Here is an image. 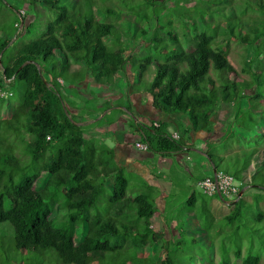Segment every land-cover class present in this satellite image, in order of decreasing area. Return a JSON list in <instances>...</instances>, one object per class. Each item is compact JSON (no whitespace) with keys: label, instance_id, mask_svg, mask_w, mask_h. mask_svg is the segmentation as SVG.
I'll list each match as a JSON object with an SVG mask.
<instances>
[{"label":"trees","instance_id":"obj_1","mask_svg":"<svg viewBox=\"0 0 264 264\" xmlns=\"http://www.w3.org/2000/svg\"><path fill=\"white\" fill-rule=\"evenodd\" d=\"M19 1L33 19L21 28L15 22V32L30 35L36 30L40 35L23 43L7 60L4 56L11 38L0 37V79L8 80V88L15 82L24 84L22 97L11 108L10 116L0 118V223L8 224L5 227L12 232L16 249L28 252L52 250L63 264H91L94 261L97 264H132L130 250L136 252L157 241H162L161 249H165L160 264H174L173 253L165 244L174 243L178 248L182 237L172 241L166 238L169 232L151 227L156 207L150 191L143 189L146 185L139 178L134 184L141 189L130 193L133 183L124 167L114 164L112 151L96 143L94 138L85 139L83 126L65 105L58 78L63 81L73 79L72 83H77L88 75L87 78L100 84H112L116 75L124 72L132 61V55L127 54L131 49L129 22L119 21L123 12H130L128 14L141 23L149 24L147 29L142 25L137 30L134 28L133 37L137 38V33L141 37L149 34V48L158 52V56H165L163 61H155L153 79L146 89L152 108L164 114L183 112L190 121L188 127L180 130L178 138L167 132L164 121L157 125L133 123L132 128L143 133L148 150L162 155L183 151L190 131H213L212 114L221 103H231L233 107L229 122L231 130L223 135V140L242 132L244 138L256 133L257 141L264 142V126L257 132L260 124L249 114L262 96L264 71L255 72L250 62L248 71L252 79L248 86L253 85L255 90L249 95L244 93L247 85L237 83L230 76L235 75L236 70L228 60L231 37L247 46L253 58L264 51V27H261L264 26V0H196L200 3L193 9H200L197 13L201 22L195 20L197 13H187L182 19L181 28L188 34L184 46L181 43L164 46L156 36L157 30L164 25V18H169L164 0H140L137 5L123 2L119 9L101 5L98 7L100 17L94 12L95 0ZM227 7L231 10L226 11ZM161 12L164 15L161 16ZM253 13L256 15H249ZM182 15L179 12L178 17ZM205 15L216 20L215 26L211 27ZM169 19L171 23L172 19ZM245 25L249 31L245 30ZM219 28H223L221 36L217 35ZM167 34L170 43L177 41L171 31ZM153 58L149 54L143 58V71L151 65ZM73 63H79L81 67L70 77L67 70ZM10 99L11 95L0 98V105ZM243 100H246L244 105ZM112 105L107 101L97 110L122 112ZM125 107L128 112L130 108ZM233 127L237 128V133ZM10 135L19 137L25 145L30 158L26 165L40 159L32 174L22 171L15 178L22 170L19 166L22 159L13 153L15 146L9 140ZM24 135L27 140H23ZM209 147L205 155L213 168L220 170L218 163L224 158ZM257 151L262 154L264 166V147L261 150L242 148L229 157L234 162L232 165L227 162L223 171L241 179V172L251 165V157ZM240 153L244 157L242 162L238 157ZM40 174H46L48 178L37 190L35 183ZM108 182L112 193L107 197L105 209L101 210L97 201ZM195 194L192 192L188 200L191 212ZM241 199L232 202L231 210L223 216L226 222L234 223L242 218ZM55 206L64 210L60 219L51 214ZM204 209L210 213L207 206ZM80 225L84 234L75 242V230ZM129 239L133 247L122 255L126 252L124 243ZM240 251L237 248L233 253L239 257ZM227 257V252L222 249L217 263L210 260L206 264H234ZM260 260L259 255H248L241 264H261ZM144 264H153V260Z\"/></svg>","mask_w":264,"mask_h":264},{"label":"rangeland","instance_id":"obj_2","mask_svg":"<svg viewBox=\"0 0 264 264\" xmlns=\"http://www.w3.org/2000/svg\"><path fill=\"white\" fill-rule=\"evenodd\" d=\"M95 1L97 5L94 12L97 17H100L99 8H101V5H109L115 9H119L120 6L122 7L121 4L123 2H125L126 5H137L140 2V0ZM164 2L166 6L165 11L169 14V18L172 19V22H169V18H164V25L161 29L157 30L156 36L161 39V43H163L164 46L166 44L176 46L178 43L184 46L188 34L183 32L181 28L182 19L187 13L191 15L196 14L200 9L197 11L193 8L200 2L196 0H164ZM228 10H231V8L227 7L226 11ZM28 11L27 7L19 0H0V37L11 38L5 52V60L13 55L23 43L36 39L40 35L36 30L30 35L25 33H19L17 35L15 32V22L19 23V28H21L26 26L33 19V15L28 13ZM179 12L183 14L181 17H178ZM128 13L130 12H127V14L123 12L122 18L119 21L124 24L129 22L131 49L127 51V54L130 53L132 55V61L126 65L124 72H119L116 75L112 84H100L93 79L87 78L88 75H86L83 81L77 83H72L74 82L73 79L63 81L61 78H58L59 89L64 95L65 105L70 114H74V117L79 119L84 118L87 116L90 109L92 111L96 107L98 108L101 106V102H104V100H106L105 98H107L110 103L112 100H116L112 102L116 104L121 103V100L125 98L126 94L133 90L137 91L135 93L136 95L139 94L138 91H147L146 89H148L153 79L155 61L164 60V55L163 57L158 56V52H155L153 48H149L147 43L149 34H144L141 37L137 33V38L133 37L135 30H137L139 26L142 25L144 29H147L149 24L141 23L134 15ZM161 13V16L164 15V12ZM249 15L255 16L256 13ZM205 17L211 23V27L215 26V19L207 15H205ZM195 20L199 23L201 22L198 13L197 16L195 15ZM245 26V30L249 31L248 25ZM157 27L160 26L157 25ZM191 29L192 27L190 26L189 30ZM220 30L223 31V28H219L217 31L218 36H221ZM169 31L177 37V41H171L172 43H170V40L167 39V37H169L167 32ZM189 33L191 35L190 31ZM123 38H125L124 35ZM228 43V60L236 70V74H230V76H232L237 83H241L244 86L247 85L244 89V93L251 95L254 93L255 89L253 85L248 86L252 79L248 71L249 64L250 62L252 63L250 66L253 68L252 70H255L257 73L264 71V51H261L256 58H253L251 50L237 41L234 37H231ZM148 54L154 56V61L143 71L141 64H144V62L142 60ZM80 67L81 64L73 63L70 69L67 70L68 76L71 77L74 72H79ZM45 77L50 79L48 75H45ZM0 78H2L1 68ZM0 87L5 90L7 97L11 95L10 101L3 102L0 105V118H3L10 116L11 108L20 101L24 84L15 82L13 86L8 88V80L2 81L0 79ZM259 90L262 91V89ZM263 91L261 94L262 96L258 99L257 107L249 111L251 117L255 119L253 120L260 124V127L257 128V132H260L264 126V107L262 108V105L264 106ZM7 97L4 96L2 98ZM245 103L246 100H243L242 105ZM232 109L231 103H221L220 106L218 105L216 107L212 114L214 130L209 133V139H207V148L210 146L209 149L211 151L215 152L219 157L224 158L223 162L218 163L220 170L225 169V164H227V162L232 165L234 159L230 160L229 157L234 156V153L239 152L242 148L250 149L256 147L258 150H261L264 147V142L257 141L256 133H251L250 137L244 138L243 133H239L236 127H233V131L236 133L238 132L236 135L237 138L232 136L228 140L222 139L223 135L231 130L229 122L232 116ZM150 110L154 111L153 108H150ZM97 112H99V110ZM112 113L113 111L108 112L107 118H109ZM91 116L93 117V113ZM94 118H98V116L91 118L90 121H93ZM96 122H93L92 125L98 126L99 120ZM173 135H176V138H178V133H174ZM9 137V140L15 146L13 153L17 154L18 157L22 159L19 164L22 170L17 172L15 178H17L22 171L32 174L35 171V167L38 165L37 163L40 162V159L37 163L26 165L30 161V158L25 152V145H23L22 140L14 135H10ZM22 138L23 140L28 139L27 135L22 136ZM130 147L137 150L133 145ZM137 152L140 154L142 153L141 150H137ZM238 157L242 162L244 157H242L241 153ZM251 159V165L241 172V174H243L242 178L236 179L241 182L239 192L243 190V193L239 197L242 198L241 200L243 201V216L234 223H228L223 219V216L231 210L233 206L232 202L226 203L217 196H204L196 185L194 186L193 179L197 176L195 174L197 171L195 167L192 168V174L191 177L189 175V179L185 174L187 171L184 170L185 172H183L179 168H174L164 174V176L167 177L166 179L164 177V180L169 182L171 186L168 193L169 201L166 207L165 217L167 220L172 218L175 224H171L170 227L167 226L168 228L166 229L163 228V231L169 232L166 238L172 241H176L179 237H182L181 246L178 248H176L177 246H175L174 243L165 244L168 250L173 253L175 260L174 264H206V262L210 260L217 263L221 258L222 249L227 252V258L231 263L241 264L243 258L248 255H259L261 258L260 263L264 264V166L262 164L261 152L257 151ZM234 171L235 170H232V172ZM129 177H131L130 182L133 183L129 192L131 193V191H133L136 193V191L141 189L134 184L139 180V176L131 172ZM47 178L46 174H40L39 178L36 180L35 188L37 190L41 189ZM143 189L149 191L148 188ZM193 190L198 197L193 202L194 215L189 212L190 202L188 203V196ZM111 193L110 182H108V186L105 185V190L97 201L98 207L101 210L105 209L107 197ZM5 206H7V204ZM206 206L207 209H210V213L204 209ZM197 210H200V212L196 213ZM51 214L53 217L60 219L64 214V210H59L58 206H55ZM259 214H261V216H259ZM154 223L156 224L157 221H154ZM5 225L8 224L0 223V264H63L52 250L28 252L16 249L12 240V232L10 229L8 230ZM158 226L161 228L162 224L158 222ZM176 228H180L181 231ZM83 234L84 228L80 225L75 230V242L80 241ZM162 244V241H157L156 243L145 245L136 252L130 250L132 264H144V262H151L152 260L153 264H160L165 257V249H161V246L163 247ZM132 247L133 243L131 239L127 240L124 243V249H126L124 251L126 252H122V255H126V253H128L127 249ZM237 248L241 249L239 257L233 253ZM147 258H150V260H146ZM91 264H97V262L94 261ZM126 264H130V262H126Z\"/></svg>","mask_w":264,"mask_h":264},{"label":"crops","instance_id":"obj_3","mask_svg":"<svg viewBox=\"0 0 264 264\" xmlns=\"http://www.w3.org/2000/svg\"><path fill=\"white\" fill-rule=\"evenodd\" d=\"M136 92V90H133L127 93L125 98L121 100V105H112V107L121 109L122 112L115 114L113 112L108 119V112L113 110L106 109L103 112H100V110L97 112L98 110L96 109H99V107H96L92 111L90 109L87 116H83L84 118L76 119L79 125L84 128L83 135L85 139L94 138L96 143L108 147L113 153L114 164L116 166H123L128 176L131 172H134L142 179L146 188H148L149 191L151 190L150 193L153 196L156 207V212L151 219V227L164 230L168 228L167 226L170 227L171 224H175L172 218L167 220L165 217L166 207L169 201L168 193L171 186L169 182L164 180V174L174 168H179L183 172H185L184 170L187 171L185 174L189 179L192 174V168L195 167L197 169L195 173L197 176L193 179V183L196 187L200 179L212 175L214 170L213 165L205 155L209 133L204 131H190L184 142L185 149L170 154L162 155L148 149L142 150L137 148L135 143H145V141L143 139V133L132 128L133 123L139 122L146 125H156L159 121H164L166 123L165 128L167 132L171 136H173L174 133H178L179 136L180 130L188 127L190 121L188 116L183 112L164 114L155 109L151 111V97L148 91H138L139 94L137 95L135 94ZM105 99L104 102H101V105L109 101L107 98ZM114 101L116 100H112L111 103ZM125 106L130 108L128 112L125 111ZM92 113L93 117L98 116V118H94L93 121H90L91 118H93L91 116ZM97 120H99L98 126H93L92 123ZM131 145L137 150H141L142 153L140 154L137 150L130 147ZM128 178L129 180L131 179V177ZM166 178L167 177H165V179ZM192 192L196 193L194 190ZM195 196L198 198L196 194ZM189 212L194 215V206L193 211L191 212L189 210ZM154 221H157V223L155 224ZM158 222L162 224L161 228H159Z\"/></svg>","mask_w":264,"mask_h":264},{"label":"built area","instance_id":"obj_4","mask_svg":"<svg viewBox=\"0 0 264 264\" xmlns=\"http://www.w3.org/2000/svg\"><path fill=\"white\" fill-rule=\"evenodd\" d=\"M7 97L5 90L0 87V98ZM172 137L176 138V135ZM135 146L139 149L146 150L147 144L142 142L135 143ZM241 182L236 178L223 171L215 170L212 175L205 176L197 182V187L202 194L206 196H217L226 203L233 202L238 198L239 187Z\"/></svg>","mask_w":264,"mask_h":264},{"label":"water","instance_id":"obj_5","mask_svg":"<svg viewBox=\"0 0 264 264\" xmlns=\"http://www.w3.org/2000/svg\"><path fill=\"white\" fill-rule=\"evenodd\" d=\"M213 172H215V169L213 170ZM242 193H243V190H240V192H239V194H238V198L241 196ZM238 198H237L236 200H234V201H237Z\"/></svg>","mask_w":264,"mask_h":264}]
</instances>
